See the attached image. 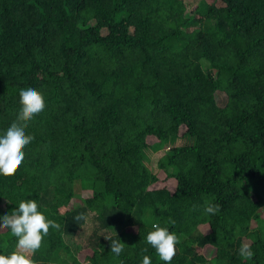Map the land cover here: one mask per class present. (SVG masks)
<instances>
[{"label": "trees", "instance_id": "1", "mask_svg": "<svg viewBox=\"0 0 264 264\" xmlns=\"http://www.w3.org/2000/svg\"><path fill=\"white\" fill-rule=\"evenodd\" d=\"M29 87L46 108L0 217L36 200L61 226L34 264H165L153 224L179 239L170 264H264V0H0V135ZM16 242L0 231V255Z\"/></svg>", "mask_w": 264, "mask_h": 264}, {"label": "clouds", "instance_id": "2", "mask_svg": "<svg viewBox=\"0 0 264 264\" xmlns=\"http://www.w3.org/2000/svg\"><path fill=\"white\" fill-rule=\"evenodd\" d=\"M19 98L21 109L16 121L0 135V176L6 178L14 177L24 162V149L35 139L34 136L26 134V129L46 108L45 97L35 88L21 89ZM38 208L36 200H23L11 215L0 217V231L8 230L17 239L15 251L9 256L0 255V264H34L31 257L41 249L50 228L60 230L61 226L56 221L47 219ZM219 208V205H207L205 212L215 215ZM75 220H83L87 223L88 215L81 213L75 217ZM170 222L174 223V221ZM153 229L147 234V244L155 249L160 260L170 264L177 254L176 246L179 239L175 233L159 224H153ZM105 239L110 238L105 237ZM124 246L125 244L120 240H111L110 253L119 256L124 251ZM238 252L245 260H251L254 256L248 243L242 244ZM142 264H151L150 257L145 255Z\"/></svg>", "mask_w": 264, "mask_h": 264}, {"label": "rangeland", "instance_id": "3", "mask_svg": "<svg viewBox=\"0 0 264 264\" xmlns=\"http://www.w3.org/2000/svg\"><path fill=\"white\" fill-rule=\"evenodd\" d=\"M200 0H185V3L188 7V12L191 11L192 7L196 5ZM209 1V0H205ZM224 98L222 96H219V102H223ZM180 144V143H179ZM165 151L162 150L156 154H153L151 156V164L154 166L157 160L164 155ZM85 196V193H83L80 189H77L76 198L72 202L73 205H79L82 204V200ZM264 214V212H263ZM121 231V229H114L106 233V235H114ZM88 235L86 231H81L79 234H77L75 237H69L66 238V242L71 246V249L76 252L80 249V247L86 245Z\"/></svg>", "mask_w": 264, "mask_h": 264}]
</instances>
